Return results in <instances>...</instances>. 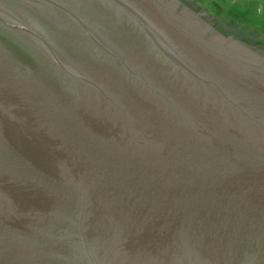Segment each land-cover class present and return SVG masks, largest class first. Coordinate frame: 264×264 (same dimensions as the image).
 I'll list each match as a JSON object with an SVG mask.
<instances>
[{"label":"water","instance_id":"95a60500","mask_svg":"<svg viewBox=\"0 0 264 264\" xmlns=\"http://www.w3.org/2000/svg\"><path fill=\"white\" fill-rule=\"evenodd\" d=\"M0 264H264V47L182 0H0Z\"/></svg>","mask_w":264,"mask_h":264},{"label":"rangeland","instance_id":"374dc122","mask_svg":"<svg viewBox=\"0 0 264 264\" xmlns=\"http://www.w3.org/2000/svg\"><path fill=\"white\" fill-rule=\"evenodd\" d=\"M206 15L220 18L225 33L264 47V0H195Z\"/></svg>","mask_w":264,"mask_h":264},{"label":"flooded vegetation","instance_id":"af4514ba","mask_svg":"<svg viewBox=\"0 0 264 264\" xmlns=\"http://www.w3.org/2000/svg\"><path fill=\"white\" fill-rule=\"evenodd\" d=\"M182 1L185 4H187L191 9H193L197 14H199L203 19H205L208 23H210L211 25H213L214 27L225 33V31L223 30V28L225 27L223 25L218 24L219 20H221L220 18L217 19L216 17H213L211 15L210 16L206 15L205 11L201 7L197 6L195 0H182ZM225 34L231 37L232 39H235V37H233L232 35H229L228 33ZM249 45H253V44H249ZM253 46H258V45H253Z\"/></svg>","mask_w":264,"mask_h":264}]
</instances>
